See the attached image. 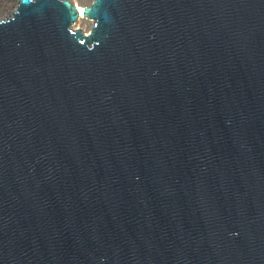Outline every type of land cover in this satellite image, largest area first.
Returning a JSON list of instances; mask_svg holds the SVG:
<instances>
[{
  "label": "water",
  "instance_id": "95a60500",
  "mask_svg": "<svg viewBox=\"0 0 264 264\" xmlns=\"http://www.w3.org/2000/svg\"><path fill=\"white\" fill-rule=\"evenodd\" d=\"M82 3L0 13V264H264V0Z\"/></svg>",
  "mask_w": 264,
  "mask_h": 264
},
{
  "label": "bare ground",
  "instance_id": "6f19581e",
  "mask_svg": "<svg viewBox=\"0 0 264 264\" xmlns=\"http://www.w3.org/2000/svg\"><path fill=\"white\" fill-rule=\"evenodd\" d=\"M89 1V0H86ZM11 3L10 0H0V13L7 12L8 9H10ZM80 10H81V18L79 19L77 25L82 26L86 28V30H89L92 24V21L89 20L84 16V7L79 4Z\"/></svg>",
  "mask_w": 264,
  "mask_h": 264
},
{
  "label": "rangeland",
  "instance_id": "374dc122",
  "mask_svg": "<svg viewBox=\"0 0 264 264\" xmlns=\"http://www.w3.org/2000/svg\"><path fill=\"white\" fill-rule=\"evenodd\" d=\"M16 0H10V3H11V6H12V4L15 2ZM77 3H80V5H82V7H84L83 6V1H86V0H75Z\"/></svg>",
  "mask_w": 264,
  "mask_h": 264
}]
</instances>
